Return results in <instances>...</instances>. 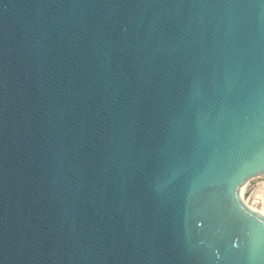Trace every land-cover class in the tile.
<instances>
[{
  "label": "water",
  "instance_id": "water-1",
  "mask_svg": "<svg viewBox=\"0 0 264 264\" xmlns=\"http://www.w3.org/2000/svg\"><path fill=\"white\" fill-rule=\"evenodd\" d=\"M264 0H0V264H264Z\"/></svg>",
  "mask_w": 264,
  "mask_h": 264
},
{
  "label": "bare ground",
  "instance_id": "bare-ground-1",
  "mask_svg": "<svg viewBox=\"0 0 264 264\" xmlns=\"http://www.w3.org/2000/svg\"><path fill=\"white\" fill-rule=\"evenodd\" d=\"M262 187V190L257 193L256 195H253L256 190H253L255 188ZM253 191V192H252ZM255 191V192H254ZM259 192V191H258ZM243 200L247 206L252 208L253 210H256L258 212L264 213V179H261L259 182L254 184L252 187H250L243 195Z\"/></svg>",
  "mask_w": 264,
  "mask_h": 264
},
{
  "label": "rangeland",
  "instance_id": "rangeland-1",
  "mask_svg": "<svg viewBox=\"0 0 264 264\" xmlns=\"http://www.w3.org/2000/svg\"><path fill=\"white\" fill-rule=\"evenodd\" d=\"M257 189V190H256ZM253 190H256V192L253 194V195H256L257 196V193H262V192H260V190H262V187L260 188V187H258V188H255V189H253ZM259 191V192H258ZM253 192V191H252Z\"/></svg>",
  "mask_w": 264,
  "mask_h": 264
}]
</instances>
